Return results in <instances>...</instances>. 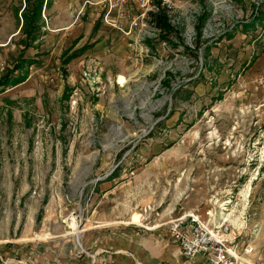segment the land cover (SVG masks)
Listing matches in <instances>:
<instances>
[{"label": "rangeland", "instance_id": "obj_1", "mask_svg": "<svg viewBox=\"0 0 264 264\" xmlns=\"http://www.w3.org/2000/svg\"><path fill=\"white\" fill-rule=\"evenodd\" d=\"M56 2L0 85V264H205L169 235L183 214L264 264V0H175L157 41L109 53L87 0ZM23 5L0 0V79Z\"/></svg>", "mask_w": 264, "mask_h": 264}, {"label": "built area", "instance_id": "obj_2", "mask_svg": "<svg viewBox=\"0 0 264 264\" xmlns=\"http://www.w3.org/2000/svg\"><path fill=\"white\" fill-rule=\"evenodd\" d=\"M87 3L101 5L103 22L138 45L148 39H159L161 29L154 23L152 25L151 21L161 13H166L170 21L175 6V0H87ZM134 4L138 10L132 13ZM163 44L167 45L165 42ZM169 235L179 255L187 262L200 258L205 264H244L237 245H225L221 239L224 236L211 234L205 221L197 215L183 214L172 219L169 222Z\"/></svg>", "mask_w": 264, "mask_h": 264}, {"label": "trees", "instance_id": "obj_3", "mask_svg": "<svg viewBox=\"0 0 264 264\" xmlns=\"http://www.w3.org/2000/svg\"><path fill=\"white\" fill-rule=\"evenodd\" d=\"M25 1H26V6L24 7L21 14L23 16V24L21 30L22 32L27 34L28 41L14 63L15 64L14 70L19 69L20 72L15 76H10L9 74L5 75L3 78L0 79V85L15 86L21 82L26 81L29 67H31L32 63L36 61L33 58L31 59L26 58L25 50L30 46V44L33 41L39 38L37 31H39L42 27L41 24L42 11L44 9V6L46 5L48 7L49 5H51L52 1L51 0H25ZM154 24L155 26L162 25L163 27H167V28L172 27L171 22L169 21L166 13H161L158 14L156 17H154ZM89 47H90L89 45H84L82 50H86ZM73 55L76 56V54H72L70 58L66 60V62H68L69 59L73 57Z\"/></svg>", "mask_w": 264, "mask_h": 264}, {"label": "crops", "instance_id": "obj_4", "mask_svg": "<svg viewBox=\"0 0 264 264\" xmlns=\"http://www.w3.org/2000/svg\"><path fill=\"white\" fill-rule=\"evenodd\" d=\"M51 1H52L51 5H52V7L54 6L53 7L54 10L55 9L58 10L57 7H58L59 2H56V0H51ZM24 2H25V5H23L22 8L17 10L20 12V16L22 17V21H20L19 28L14 31V34H12L13 36L19 32H22L21 27L23 24V16L21 14H22L24 7L26 6V1L24 0ZM51 5H49V6H51ZM89 6H91L92 9H90L87 14L89 15V17H96V18L89 20V21H93V23L90 24L89 32L84 33L83 37L89 38L90 36H92V32H93L92 28L94 26V23L99 22V26L98 25L95 26V30L97 29L96 32H94V33H96V37H94L93 40L89 41L88 43L86 42V43L92 45L93 49L95 48L96 50H103V51H105V53H107V52L109 53L111 50H118V49L125 47V45H124L125 41H127L128 39L124 38L123 36H120L119 32H118L119 34L115 33L113 31V29H114L113 27L108 26L103 22V19L101 17L102 14L99 13V11L100 12L102 11V6L97 4V3H93L92 5H89ZM48 7L46 5L44 6V8H48ZM136 10H138V7H137V5L134 4L131 7V12L135 13ZM68 11H69V8H68ZM15 15H16V13H15ZM83 17L84 16L80 15V16H77L73 20H71V18H68L67 22L63 23L61 26L55 27V29H50V30L51 31L56 30V31H60V32H62L64 30H66V31H69L71 29L74 30L76 28L78 30L80 28V24L85 23V21H84L85 19ZM15 20H17L16 17H15ZM42 23H43V20H41V24ZM75 24H77L76 27H75ZM43 28H44V25L42 24V27L40 30H43ZM80 31L82 32V30H80ZM22 33H23V35L26 36L27 41H28L27 34H25L24 32H22ZM38 36L40 38V34ZM37 40H35V41H37ZM27 41H26L25 45L27 44ZM35 41H33V42H35ZM32 43L30 44V46L32 45ZM127 43L129 44L128 41H127ZM25 45H23L21 48L24 49ZM30 46L26 50L30 49Z\"/></svg>", "mask_w": 264, "mask_h": 264}, {"label": "bare ground", "instance_id": "obj_5", "mask_svg": "<svg viewBox=\"0 0 264 264\" xmlns=\"http://www.w3.org/2000/svg\"><path fill=\"white\" fill-rule=\"evenodd\" d=\"M119 77H120L119 83H124L125 80H126V78L124 76H122V75H119ZM231 217H232V213L228 215L227 220L231 219ZM140 218L141 217H139V219ZM69 223H70L71 227H73V230H74L73 233L76 234V236L78 237L79 236L78 235L79 231H78V223H76V218L74 216H72L71 219H70V221H69ZM79 244L81 246L80 239H79Z\"/></svg>", "mask_w": 264, "mask_h": 264}]
</instances>
